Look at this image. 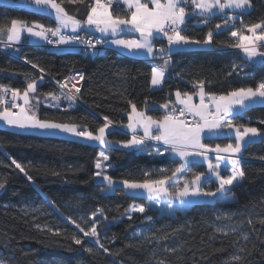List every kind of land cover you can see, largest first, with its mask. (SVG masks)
<instances>
[{
	"label": "trees",
	"instance_id": "obj_1",
	"mask_svg": "<svg viewBox=\"0 0 264 264\" xmlns=\"http://www.w3.org/2000/svg\"><path fill=\"white\" fill-rule=\"evenodd\" d=\"M117 8L118 3H113L114 14ZM236 17L228 22V30L214 36L211 47L173 51L171 68L159 91L150 90V59L122 55L113 47L94 54L80 49H39L30 43L19 58L0 52V70L6 72L1 84L23 90L32 79L30 76L39 80V69L32 68L35 63L45 69L35 93L40 100L39 118L86 123L95 131L107 116L114 122L108 138L128 140L129 133L120 128L128 121L131 104L154 119H161L166 109L160 105H175L176 91L193 94L198 81L204 82L207 93L217 95L240 86L255 87L264 81V64L250 63L240 50L220 44L235 39L230 36L231 30L246 34L245 25L264 21V0H252L251 8L238 12ZM226 18L225 14H216L204 24L202 18L190 17L184 34L202 40L210 29L216 31V24L223 27ZM13 19L56 26L50 15L0 3V28H9ZM234 65L241 66L243 73L232 72ZM72 71H81L85 76L80 99L71 108L64 99L59 101V108L46 105V94L58 93L57 81ZM262 122L264 104L250 106L235 118V123L264 131ZM230 138L221 136L204 142L224 145ZM109 149L107 165L111 167L107 172L117 180H143L145 172L150 178L171 175L180 163L164 146L151 142L139 148ZM100 150L99 145L84 140L0 127L3 264H264V136L243 146L240 159L245 180L227 193L229 199L197 201L171 212L150 205L145 195L129 194L121 185L105 192L104 182L94 178ZM157 151L164 154L157 155ZM13 159L25 167L31 180L12 164ZM201 165L191 163L183 178L205 173L206 167ZM161 169L167 172L161 173ZM216 185L211 178L205 188L214 190ZM171 189L174 190L173 184ZM133 204L145 206V213L129 215ZM97 210L99 238L108 252L92 238L84 237L68 219L71 217L87 230L91 227L89 218ZM57 230L60 234L54 235ZM74 235L82 244L74 243ZM89 248L91 252L86 250ZM234 256L241 259L234 260Z\"/></svg>",
	"mask_w": 264,
	"mask_h": 264
},
{
	"label": "snow or ice",
	"instance_id": "obj_2",
	"mask_svg": "<svg viewBox=\"0 0 264 264\" xmlns=\"http://www.w3.org/2000/svg\"><path fill=\"white\" fill-rule=\"evenodd\" d=\"M69 2L75 3L77 0H69ZM112 3L113 0H93L89 5L86 18L80 20L66 11L63 0H59V2L58 0H32L38 13L52 16L56 26L50 27L35 22L29 25L26 22L13 19L10 27L7 28L6 46L19 44L22 35L27 34L29 37L52 44L57 48L83 44L86 49L95 50L97 45H104L109 41L83 39L78 34L84 29H94L102 36L111 35L114 37L110 43L124 50L128 55L153 59L157 56L167 57L163 64L153 65L151 70V85L158 87L163 83L165 74L171 66V56L174 50L192 45L211 47L214 43V36L218 35L221 30H228L230 27L228 22L237 19L234 15L227 16L223 28L221 24H216V31L210 29L201 40L184 34L186 23L190 17L198 16L202 18V23L207 24L214 15L224 13L226 9L233 12L236 10L246 12L252 6V0H122L126 6L127 14L119 15L113 13ZM245 28L250 35L239 30H231L230 36L235 39L231 42H220V44L240 50L250 63L259 61L264 64V51L261 50L264 48V21L245 25ZM66 30H70L72 34H66ZM4 31L3 28H0V35H3ZM126 33L138 34V37L119 38ZM157 38H166L167 46L156 48L153 42ZM32 68L39 69L41 73L39 80L42 81L45 69L35 63H32ZM237 71L243 73V68L234 65L232 72ZM84 79L83 73H76L64 81H57L60 94L49 92L45 96L46 99L55 102L50 106L59 108V101L63 98L68 101L70 108L73 107L81 92V88L77 85ZM70 82L71 86L69 87ZM195 87L198 89L195 95L199 96V103L193 102L194 94L176 91L175 104L180 107H170L171 102L160 105L161 108L167 110L162 119H154L145 111L138 110L135 104H131V112L128 115L129 123L126 125L132 132L131 139L117 142L123 148H137L144 145L145 141H156L157 144L167 146V151L177 156L180 161L179 165L171 171V175L164 174L159 178H150V174L145 172L143 180L114 179L107 172V168L111 165L102 163L109 161L110 157L105 151H100L95 164L98 171L94 173V178H100L104 182L106 190H115L119 184L129 194L146 193L150 201L164 198L168 200V207L171 208L173 200L185 204L190 203V197L224 200L227 198L228 192L233 191L240 182L245 180V172L241 167L239 154L242 147L249 141L264 136V131L235 123V118L238 109H246L257 102L264 103V81H260L255 87L240 86L219 95L207 93L203 81H198ZM37 88L38 81L34 78L28 80L23 90L0 85V121L10 128L19 130H33L53 135L66 134L105 148L113 146V141L108 139V135L114 122L107 116L103 117V125L96 128L95 131L90 130L86 123L81 125L39 118L32 110L30 99L37 92ZM65 89L67 91H64ZM9 93L10 99H6L5 97ZM206 99L208 102H205ZM19 100H22L23 104L18 103ZM39 102V97H36L37 105ZM13 109H17V111H13ZM189 116L192 118L191 120L187 119ZM138 129H142L143 135L137 134ZM222 134L228 137L234 136L235 143L212 146L204 142L205 139L219 138ZM210 153L215 154L216 163L212 162ZM163 154L157 151V155ZM197 159L207 163L208 172H197L191 178L185 176L182 186H179V178L185 169ZM221 161L225 162L223 166ZM12 164L29 180L32 179L21 163L13 159ZM160 171L161 173L167 172L165 169ZM225 171L228 172L227 175L224 174ZM212 177L215 178L217 187L214 190H208L205 188V184ZM171 184L177 185L174 190H170ZM3 186V183L0 182V188ZM131 210L145 213L146 208L140 205L132 207ZM98 212L99 210L92 213L89 218L91 227L87 230L71 217L68 219L79 232L83 233L84 237L95 238V244L108 252L109 250L105 248L99 238ZM128 218L131 219V216ZM147 219L151 220L152 218L147 217ZM53 234L59 235V230ZM72 239L75 244H82V240L75 235ZM86 250L92 251L90 248ZM233 259L239 261L241 257L234 256Z\"/></svg>",
	"mask_w": 264,
	"mask_h": 264
},
{
	"label": "rangeland",
	"instance_id": "obj_3",
	"mask_svg": "<svg viewBox=\"0 0 264 264\" xmlns=\"http://www.w3.org/2000/svg\"><path fill=\"white\" fill-rule=\"evenodd\" d=\"M0 3H3V4H6V5H13V6H17V7H25V8H29V9H31V10H35V11H37L38 12V10L36 9V7H35V5L34 4H32V0H0ZM116 3H118V10L116 11V14H119V15H126L127 14V10H126V6L122 3V0H117L116 1ZM92 4V1L91 0H83V2H80V0H77V2H75V3H70L69 2V0H65V1H63V6L65 7V9H66V11L70 14V15H74V16H76L78 19H80V20H84L85 18H86V15H87V11H88V8H89V5H91ZM111 9H112V5H111ZM113 11V10H112ZM238 12H240L239 10H236L235 12H233L232 10H228V9H226L225 10V12L224 13H217V14H225L226 16H229V15H234V16H237V13ZM52 17V16H51ZM223 28V27H222ZM4 34L3 35H0V37L2 36H5V34L7 33V28H4ZM86 30H91V31H93L94 33H96V34H98V35H102L101 33H99V32H96L94 29H86ZM67 31V30H66ZM27 35V34H26ZM136 35V37H138V34H135ZM246 35H250V33H246ZM29 37V36H28ZM107 37H108V39L109 40H111V39H113L114 37H112L111 35H107ZM135 36L133 37V38H136ZM119 38H122V39H130V38H127V37H125V36H123V37H119ZM30 39V38H29ZM31 39H33V40H37V41H40V40H38V39H36V38H31ZM41 43H38V44H42V43H44L43 41H40ZM111 44V43H110ZM112 47V46H111ZM188 47H190V46H188ZM113 48L114 49H120V48H118V47H116L115 45L113 46ZM197 48H199V47H197ZM202 48V47H201ZM58 50H61V51H68V50H74L73 48H68V49H58ZM262 51H264V48H262L261 49ZM120 51H123L124 52V50H122V49H120ZM242 53V52H241ZM243 54V53H242ZM142 57V56H141ZM143 57H145V56H143ZM243 57L247 60V58L244 56V54H243ZM150 59V58H149ZM258 63H260L259 61H257V62H255V64H258ZM38 82L40 81V80H37ZM58 95L60 94V89L58 90V93H57ZM196 97L195 96H193V102L194 103H196V99H195ZM61 99H63V98H61ZM47 101V100H46ZM47 102H49V103H51V101L50 100H48ZM260 104H264V103H260V102H257V103H255V104H253V105H260ZM253 105H251V106H253ZM139 110V109H138ZM162 119V118H161ZM129 123V120L127 121V123L126 124H124L121 128L123 129V131H125L126 133L127 132H129V139H131V136H132V132H131V130L130 129H128L127 127H126V125ZM250 127H252V126H250ZM111 130V129H110ZM137 134L138 135H143V132H142V129H138V132H137ZM65 136H68V135H66V134H64ZM69 137H71V136H69ZM261 137H257V138H255V139H253L252 141H256V140H259ZM109 139V138H108ZM110 140V139H109ZM112 141V140H111ZM117 142H119V140H117V141H113V146H111V147H114V148H117V147H120V148H123L119 143H117ZM153 143L154 145H157V146H161L162 144H157V142L156 141H145V143ZM235 143V139H234V137H232V138H230V141L228 142V143ZM94 144V143H93ZM227 144V143H226ZM100 146V145H99ZM140 146H138L137 148H139ZM100 148H101V150L100 151H105V153L107 154V155H109V147H107V148H105V147H103V146H100ZM123 149H128V148H123ZM165 149H166V152L168 153V154H171V153H169L168 151H167V146H165ZM172 156H173V154H171ZM175 157H177V156H175ZM99 158V156L97 157V159ZM178 158V157H177ZM212 162L213 163H216L217 162V160L216 161H214V160H212ZM103 164H107L108 163V161H103L102 162ZM221 164H222V166L224 165V162H220ZM207 164V163H206ZM199 165V164H198ZM201 165V164H200ZM202 166V165H201ZM207 166V165H206ZM97 170V169H96ZM98 171V170H97ZM206 172L205 173H207L208 172V169L207 170H205ZM184 176V175H183ZM183 176L182 177H180L179 178V182H183ZM95 180H98V181H102L100 178H95ZM217 184V183H216ZM118 185V184H117ZM172 185V184H171ZM175 186H177L176 184H173V187L175 188ZM170 190H172L171 189V186H170ZM108 191H112V190H106L105 189V192H108ZM126 191V190H125ZM145 195L146 197H147V194L146 193H144V192H139V193H137L136 195ZM189 200H190V203H185V204H181L179 201H177V200H173L172 201V207L171 208H169L168 207V200H166V199H164V198H160L158 201H150L149 199H148V201L150 202V205H154V206H157L158 207V209L159 210H162V211H167V212H171L172 211V209L173 208H175V207H184V206H186V205H189V204H191V203H196L197 201H208V200H213V199H209V198H206V197H190L189 198ZM134 206H139V205H135V204H133L132 206H131V208L128 210V214L129 215H131L132 213H133V211L131 210L132 209V207H134ZM91 238V237H90ZM94 241H95V238H92ZM0 264H3L2 263V261L0 260Z\"/></svg>",
	"mask_w": 264,
	"mask_h": 264
},
{
	"label": "built area",
	"instance_id": "obj_4",
	"mask_svg": "<svg viewBox=\"0 0 264 264\" xmlns=\"http://www.w3.org/2000/svg\"><path fill=\"white\" fill-rule=\"evenodd\" d=\"M91 1L93 2V0H91ZM116 1L117 0H113V3H115ZM66 34H72V33L67 32ZM78 34L83 39H91L93 41H95L97 39H103L105 41H109V43H105L104 45H97V47H96L95 50L86 49V47L83 44L73 45V46H62L60 48H57L56 46H54L52 44H48V43L44 42L42 44H36V46L39 49H45V50L46 49H48V50H57V49L73 48L75 50H79L80 49V50H83L85 52H90V53L91 52L92 53L95 52V54H101L102 52H104V51L108 50L109 48H111L110 40L106 36H102V35L100 36V35L94 33L93 31H91V30L89 31V30H86V29L81 30ZM53 39H55V38H53ZM27 43L28 42L26 40H23L19 44H11L10 46H6V41H1L0 42V52H3L5 55H9V56H12V57L14 56L16 58H19L20 55H21V53H22V49H24V47L27 46ZM154 45H155L156 48H159V47H162V46L166 47L167 46V40H166V38H159L158 42L156 44H154ZM164 59H167V57L161 58V57L157 56L154 59L153 58H150L151 68L153 67V65H161V64H163ZM170 68L171 67H169V69ZM169 69L167 70V72L165 74L164 81L167 79V74H168ZM76 73H82V72L81 71H72V72L69 73V75L61 78L59 81H64L66 78H69V77L75 75ZM5 75H6V72L4 70H2V71L0 70V85H2L1 84V80L3 79V77ZM30 77L33 78V76H30ZM176 77H177V75H176ZM164 81H163V83H164ZM82 83L83 82L81 81L77 86L81 88ZM163 83L160 86H158V87H153L151 85V76H150V90H152V91H159V89L162 88ZM70 86H71V82L69 83V87ZM64 91H67V89H65ZM80 95H81V93L79 94L78 100L80 99ZM5 98L6 99H10V93ZM167 103H169V102H167ZM173 106H175V105H173ZM175 107L179 108L178 106H175ZM165 112H167V110ZM187 119L188 120H191L192 118L189 116V117H187Z\"/></svg>",
	"mask_w": 264,
	"mask_h": 264
},
{
	"label": "crops",
	"instance_id": "obj_5",
	"mask_svg": "<svg viewBox=\"0 0 264 264\" xmlns=\"http://www.w3.org/2000/svg\"><path fill=\"white\" fill-rule=\"evenodd\" d=\"M250 9V8H249ZM24 22V21H23ZM26 23H28V22H26ZM29 25H31L32 23H28ZM67 32H70V30H67L66 31V33ZM71 33V32H70ZM123 36H125V37H127V38H133L134 36L136 37V35L135 34H130V33H128V34H123V35H121V37H123ZM30 38V39H29ZM32 37H28L26 34H23L22 35V39H21V41H23V40H26L28 43H30V44H33V45H35V44H38V43H41L40 41H37V40H33V39H31ZM1 41H7V33L5 34V36H1L0 37V42ZM111 41V40H110ZM111 46L113 47L114 45H112L111 44ZM198 46H195V45H192V46H190V47H188V46H184V47H180V48H177L176 50H174V51H179V50H182V49H191V48H197ZM199 48H201V47H199ZM116 51H118L120 54H122V55H124V54H126V55H128L125 51L123 52V51H120V49H116ZM128 56H130V57H133V58H135V57H140V58H144V59H149L148 57H141V56H132V55H128ZM198 91V89L196 88V90H195V92H193V96H195L196 98V103H199V96L198 95H195V93ZM36 97H38V95L36 96L35 94H33L31 97H30V99H31V105H32V110L33 111H35L36 112V114H38V106H37V103H36ZM47 101H48V99H46ZM173 102H174V104H175V101H176V96H175V94L173 95ZM47 101H45V103H46V105H51V104H54L55 102H53V101H51V103H49V102H47ZM18 103H20V104H23V101L22 100H19V101H17ZM205 102H208L207 101V99H206V101ZM175 105H177L178 107H180L178 104H175ZM249 108V107H248ZM247 109V108H246ZM245 109H238L237 110V114L238 113H242L243 111H244ZM13 111H17V109H13ZM131 112V110L129 111V113ZM129 115V114H128ZM0 127H3V128H8V129H11V130H19V129H15V128H10V127H8V126H6L2 121H0ZM113 128V127H112ZM111 128V129H112ZM120 129H122V128H120ZM123 130V129H122ZM19 131H23V132H27V131H30V132H36V133H38V131H33V130H19ZM127 133H129V132H127ZM50 135V134H49ZM55 135H58V136H65L64 134H55ZM221 136H225V135H221ZM220 136V137H221ZM65 137H68V138H73V137H69V136H65ZM228 137V136H227ZM232 137H234V136H232ZM215 138V137H214ZM78 140H81V141H83L82 139H78ZM91 143V142H90ZM211 145V144H210ZM162 146H164V145H162ZM212 146H214L213 144H212ZM165 147V146H164ZM243 148V147H242ZM170 156H172L171 154H169ZM240 155V158H241V153L239 154ZM209 156H210V158L212 159V160H214V161H216V157H215V154L214 153H210L209 154ZM172 157H175V155H173ZM175 158H177V157H175ZM177 159H179V158H177ZM200 163V164H202L203 166H205L206 167V170H207V164H206V162L205 161H203V160H200V159H197V160H195L193 163ZM225 163V162H224ZM224 174L225 175H227L228 174V172L227 171H225L224 172ZM213 178V180L215 181V178L214 177H212ZM216 182V181H215ZM118 186H119V184H118ZM216 187H217V185H216ZM226 199H229L228 198V196H227V198ZM214 200V199H213ZM211 201V200H210ZM187 206V205H186ZM185 206V207H186Z\"/></svg>",
	"mask_w": 264,
	"mask_h": 264
}]
</instances>
